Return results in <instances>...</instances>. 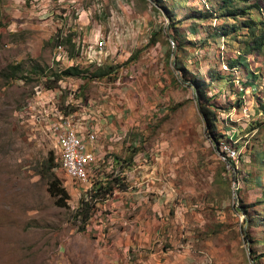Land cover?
<instances>
[{
	"label": "rangeland",
	"instance_id": "374dc122",
	"mask_svg": "<svg viewBox=\"0 0 264 264\" xmlns=\"http://www.w3.org/2000/svg\"><path fill=\"white\" fill-rule=\"evenodd\" d=\"M247 2L258 9L233 20L194 17L205 9L217 15L220 0H0V264H110L105 253L120 231L112 227L132 210L119 212L115 200H138L133 210L152 243L138 264H169L179 253L191 259L185 264H264V51L230 68L245 28L233 32L235 41L230 33L205 37L247 16L264 29V0ZM100 39L101 64L116 66L112 79L60 84H70L82 104L98 102L95 125L119 136L108 141L97 131L117 163L93 183L114 177L126 188L96 202L82 221V186L58 168L51 135L28 123L29 104L51 71L96 67L86 46ZM13 64L25 78L8 77ZM192 76L206 85L200 102L216 114L212 132L197 111ZM223 140L237 150L231 164L220 156ZM49 155L68 194L63 206L46 189Z\"/></svg>",
	"mask_w": 264,
	"mask_h": 264
},
{
	"label": "built area",
	"instance_id": "2783aa9c",
	"mask_svg": "<svg viewBox=\"0 0 264 264\" xmlns=\"http://www.w3.org/2000/svg\"><path fill=\"white\" fill-rule=\"evenodd\" d=\"M102 45L103 41L100 39L92 46H86L88 61L94 60L95 65L101 64L100 56L105 55ZM61 80L54 87L34 88L32 105L29 104L31 114L28 123L35 128H43V131L51 135L58 168L71 182L82 186L77 196L82 195L81 197L86 200L92 191L93 178L102 173L104 168L110 169V172L115 169L109 153L98 154L96 147L89 151L85 147L86 141L92 143L96 139L94 121L95 115L100 111L99 106L94 101L87 105L82 104L75 94V89L70 84H60ZM64 91L68 93L65 100L60 103ZM90 109L93 113L84 118L80 117L81 112ZM86 119L93 123L84 126L83 122ZM78 127H82L83 130L79 132ZM218 148L221 158L224 160L227 157L230 163L238 156L236 148L224 140L219 142Z\"/></svg>",
	"mask_w": 264,
	"mask_h": 264
},
{
	"label": "trees",
	"instance_id": "16d2710c",
	"mask_svg": "<svg viewBox=\"0 0 264 264\" xmlns=\"http://www.w3.org/2000/svg\"><path fill=\"white\" fill-rule=\"evenodd\" d=\"M236 0H220V3L217 5L219 13L216 15L215 10L205 9L204 11H199L196 18H208L212 19L215 17H224L227 16L234 20V18L240 14H247L249 9H258V6L255 3L247 4V0H238L242 3V6L239 8L234 7V3ZM159 0H156L155 4H158ZM162 7L164 5L160 4ZM166 17L170 21L171 27L175 30L176 25L173 22V17H171V13L167 12ZM173 18V19H172ZM229 28H225L224 26L214 27L206 32L205 37H220L224 38L228 36L230 33L231 39L235 41L233 37V32L237 28H245V32L242 33V40H236L239 44L236 49L237 55L235 58H229L226 61V66L233 68L237 63H241V58L249 54H261L264 51V29L261 27V22L257 21L255 18L251 16H247L244 20H241L239 25H234L233 22L228 24ZM176 31V30H175ZM170 37V36H169ZM171 40V37H170ZM69 41V39H67ZM172 41V40H171ZM77 52H72L70 49L68 51L69 57H74ZM10 71H8V77L11 79L15 78H25L26 75H18L16 76V72L19 69L17 64L10 65ZM116 66L112 65H96L92 70H88L87 68H81L75 64H71L63 69L53 70L50 72V79L44 82V87H54L57 82L62 78L68 77H76V78H85V79H101L108 78L112 79V74L114 73ZM220 76H216V79H220ZM205 84H200L197 77L192 76L190 80V87L195 93V103L198 113L200 114L203 123L207 129V132L214 131V125L216 121V114L214 110H211L208 105L210 104H201L202 101H207L206 92L204 90ZM262 162L264 163V150L261 152ZM47 162L45 165V176H46V189L48 194L54 199V204L57 206H63L66 203V199L68 198V194L66 190L61 186L59 179L53 174L52 167L55 165L53 162V156L49 155L47 157ZM226 161L229 159L226 157ZM117 163V158L112 157V165L115 166ZM231 164V163H230ZM111 173V172H110ZM97 178V177H96ZM99 178V175H98ZM97 178V179H98ZM93 183L92 191L89 194L88 199L84 200L82 197L80 199V209L78 210V214L81 215L82 221H85L88 218V211L94 207L96 202H100L109 197L113 190H124L126 188L125 184L119 178H110V180H97ZM103 179V178H100ZM238 211L245 212V208L242 205L238 206ZM247 238V235H245ZM251 255V253H250ZM256 264V263H255Z\"/></svg>",
	"mask_w": 264,
	"mask_h": 264
},
{
	"label": "crops",
	"instance_id": "0c3cea01",
	"mask_svg": "<svg viewBox=\"0 0 264 264\" xmlns=\"http://www.w3.org/2000/svg\"><path fill=\"white\" fill-rule=\"evenodd\" d=\"M96 104L99 106V113H97L95 115V123L99 120H101V106L98 102H96ZM90 113H93V111L87 110L86 112H81L80 117L84 118L87 115H89ZM84 126L85 125H90L91 123H93V121H90L88 119H86L84 122ZM103 130H100V128H97V125H94V129L97 131H101V133H104V136H100L101 138L107 136L108 137V141L109 139H119V136H116L115 134H111L109 129H107V127L103 126L102 127ZM83 130L82 127H78V131L81 132ZM102 135V134H101ZM113 135V136H111ZM110 136V137H109ZM99 135L96 134V139L94 142H85V147L86 149L89 151L93 148L96 147V151L98 150V154L101 153H111L109 152V147L105 146L103 144H100L99 140H100ZM98 148V149H97ZM95 151V149H94ZM107 169V168H106ZM100 175V174H99ZM101 176V175H100ZM99 176V177H100ZM125 190V189H124ZM125 191L123 190H119V192H112V194L110 195L111 197L106 198L103 201H107L109 198H111L112 200L119 198L120 195H123ZM132 193H134V191H131ZM119 195V197H118ZM132 197H134V199H138V194H131ZM131 197V196H130ZM131 197V198H132ZM138 200H134V204L131 203L128 200L125 201H121V200H115V203L120 206L118 208L119 212H126L128 211V207L131 210V212H127V216L121 220H119L117 222V225H113L112 228H115L119 225V229L120 231L118 233H115L114 236V240L110 241V248H109V252L105 253L107 255V259L109 261H111L110 264H138L142 261L141 259V255L142 253H147L145 250L147 248H149L150 245H152V243H150V239L146 238L143 229L145 228V224L144 222L139 219L141 212L140 211H135L133 209L137 208V210L139 209L138 206V202H135ZM131 205V207H130ZM120 213V215L122 214ZM130 216V217H129ZM150 249V248H149ZM123 258V259H120ZM171 262L169 264H179V262L181 264H185L186 262H191V259L189 257H185L182 253L179 254H175L174 256H172L171 258ZM183 261V262H181ZM185 262V263H184Z\"/></svg>",
	"mask_w": 264,
	"mask_h": 264
}]
</instances>
